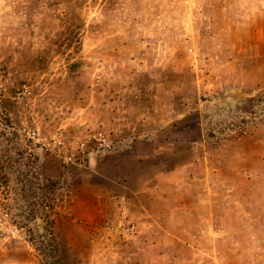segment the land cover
<instances>
[{
  "label": "rangeland",
  "instance_id": "rangeland-1",
  "mask_svg": "<svg viewBox=\"0 0 264 264\" xmlns=\"http://www.w3.org/2000/svg\"><path fill=\"white\" fill-rule=\"evenodd\" d=\"M40 231L63 264H264V0H0V264H46Z\"/></svg>",
  "mask_w": 264,
  "mask_h": 264
},
{
  "label": "trees",
  "instance_id": "trees-1",
  "mask_svg": "<svg viewBox=\"0 0 264 264\" xmlns=\"http://www.w3.org/2000/svg\"><path fill=\"white\" fill-rule=\"evenodd\" d=\"M48 231V229L46 228ZM31 241L40 253L43 254L46 264H63V259L60 255V249L56 238L49 236V234L38 232L31 235Z\"/></svg>",
  "mask_w": 264,
  "mask_h": 264
}]
</instances>
